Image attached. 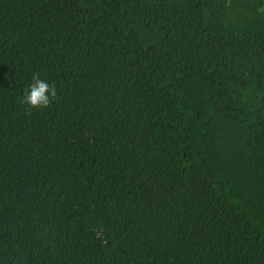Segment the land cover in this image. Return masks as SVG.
<instances>
[{"label": "trees", "instance_id": "trees-1", "mask_svg": "<svg viewBox=\"0 0 264 264\" xmlns=\"http://www.w3.org/2000/svg\"><path fill=\"white\" fill-rule=\"evenodd\" d=\"M0 264H264V0H0Z\"/></svg>", "mask_w": 264, "mask_h": 264}, {"label": "clouds", "instance_id": "clouds-1", "mask_svg": "<svg viewBox=\"0 0 264 264\" xmlns=\"http://www.w3.org/2000/svg\"><path fill=\"white\" fill-rule=\"evenodd\" d=\"M56 96L55 85H49L41 80L38 73H34L31 84L25 88L22 103L29 109H46Z\"/></svg>", "mask_w": 264, "mask_h": 264}]
</instances>
